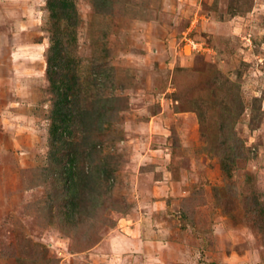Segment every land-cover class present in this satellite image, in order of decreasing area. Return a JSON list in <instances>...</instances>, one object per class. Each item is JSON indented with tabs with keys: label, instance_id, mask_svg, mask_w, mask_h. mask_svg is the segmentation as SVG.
<instances>
[{
	"label": "rangeland",
	"instance_id": "1",
	"mask_svg": "<svg viewBox=\"0 0 264 264\" xmlns=\"http://www.w3.org/2000/svg\"><path fill=\"white\" fill-rule=\"evenodd\" d=\"M73 1L77 232L53 160L57 25L48 0H0V264H264V0Z\"/></svg>",
	"mask_w": 264,
	"mask_h": 264
},
{
	"label": "trees",
	"instance_id": "2",
	"mask_svg": "<svg viewBox=\"0 0 264 264\" xmlns=\"http://www.w3.org/2000/svg\"><path fill=\"white\" fill-rule=\"evenodd\" d=\"M100 2L105 5L107 0H100ZM47 8L51 18L57 25V29L51 38L47 74L51 82L52 91L56 96L55 107L51 113V119L53 120L51 128L52 144H54L53 147L58 148L63 153L62 156L55 153L57 157L53 158L58 179L61 180L63 188L62 193L58 194V199H60L59 202L62 204L63 217L71 222V230L77 232L82 228L83 223L79 219H76L75 215L81 210V203L85 195V191L82 192V188L87 183L86 178L88 176H85L83 169L79 171L76 169L78 156L76 157L75 152L77 151L74 150L75 152L73 151L69 155V152L74 149V143L69 141V136H71L69 129L76 123L77 110H80V107L76 103H73L78 88L75 76H71L70 74L74 65L67 55L68 48L63 41L64 33L60 30V24L64 21L67 26L76 27L79 22V14L73 0H48ZM100 114L104 117L102 111H100ZM95 172L91 174L92 179L101 175V173L98 174ZM102 174L109 177L108 170L106 169H103ZM96 201H98V198H96ZM51 204L49 207H51ZM255 204L257 205L258 203ZM47 215L51 217L52 210L48 209ZM77 225L78 228L75 227ZM96 239H93L88 244L85 243L82 247L80 246V250L85 251L86 248L95 247L99 243L98 238Z\"/></svg>",
	"mask_w": 264,
	"mask_h": 264
},
{
	"label": "crops",
	"instance_id": "3",
	"mask_svg": "<svg viewBox=\"0 0 264 264\" xmlns=\"http://www.w3.org/2000/svg\"><path fill=\"white\" fill-rule=\"evenodd\" d=\"M131 247H133L135 250L137 249V247H136V245L134 243L131 244Z\"/></svg>",
	"mask_w": 264,
	"mask_h": 264
}]
</instances>
